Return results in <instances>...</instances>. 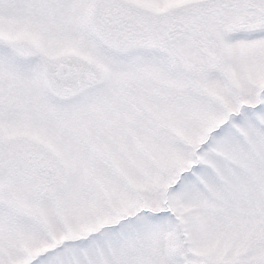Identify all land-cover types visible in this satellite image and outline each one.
<instances>
[{"label":"snow or ice","instance_id":"6c2138e0","mask_svg":"<svg viewBox=\"0 0 264 264\" xmlns=\"http://www.w3.org/2000/svg\"><path fill=\"white\" fill-rule=\"evenodd\" d=\"M0 264H264V0H0Z\"/></svg>","mask_w":264,"mask_h":264}]
</instances>
